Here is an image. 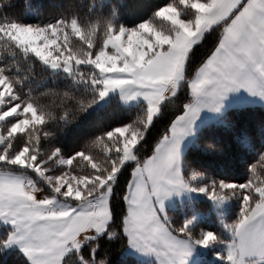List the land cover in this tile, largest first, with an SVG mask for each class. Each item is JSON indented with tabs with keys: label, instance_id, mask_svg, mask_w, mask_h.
Segmentation results:
<instances>
[{
	"label": "trees",
	"instance_id": "trees-1",
	"mask_svg": "<svg viewBox=\"0 0 264 264\" xmlns=\"http://www.w3.org/2000/svg\"><path fill=\"white\" fill-rule=\"evenodd\" d=\"M185 2L0 0V68L10 80L17 101L31 105L41 116L38 123L12 135L7 130L17 118H7L0 129V154L4 151L9 158L24 151V157L33 156L34 164L47 168V173L56 175L68 170L75 177L87 179L86 188L90 192L83 195L86 197L102 192L101 183L109 182V174L115 170L108 201L110 221L105 231L65 254L61 264H149L124 253L128 247L124 232L127 185L133 169L153 153L155 145L168 134L174 118L192 101L189 81L218 46L229 19L211 25L192 45L183 79L176 91L159 100L156 114L151 118L143 101L125 105L118 95L112 94L100 103L102 85L95 82L100 77L93 65L81 64L71 73L53 71L4 35L3 29L13 23L57 25L61 29L60 49L73 58L87 60L100 53L106 38L121 27L135 29L147 22L171 34L170 22L157 12L172 5L182 19L192 21L196 9L187 4L191 0ZM121 127L140 136L133 150L134 158L122 164L118 150L121 140L114 133ZM59 159L68 160V166L57 164ZM23 169L0 162L2 171ZM180 174L188 185L206 186L208 192L222 195L228 202L219 215L206 198L176 201L174 208L167 209V228L179 238L199 239L210 232L213 243L219 245L227 240L229 231L259 200V190L264 185V107H231L219 121L201 126L181 154ZM33 178L37 187L48 194L43 180ZM222 183L229 186L222 187ZM194 212L202 215L187 224ZM9 231L8 226L0 223V264H29L17 249H4ZM218 245L208 248L201 264H229L213 258L214 254L224 256Z\"/></svg>",
	"mask_w": 264,
	"mask_h": 264
},
{
	"label": "rangeland",
	"instance_id": "rangeland-1",
	"mask_svg": "<svg viewBox=\"0 0 264 264\" xmlns=\"http://www.w3.org/2000/svg\"><path fill=\"white\" fill-rule=\"evenodd\" d=\"M182 1L186 4L185 0ZM243 1L245 0L241 2ZM222 3L223 0H191L187 4L196 9V16L192 21L182 19L172 5L164 6L158 10L157 15L170 22L173 27L171 34L147 22L141 23L135 29L121 27L106 38L104 49L100 53L87 60L73 58L60 49L61 29L57 25L40 27L34 24L13 23L6 26L3 33L24 50L38 57L53 71L71 73L81 64L93 65L100 77L95 82L100 81L102 85L100 103L106 102L112 94L118 95L125 105L143 101L151 118L157 111V108L152 109V101L158 90L166 85L176 91L177 85L183 79L188 52L205 31L202 27L212 15H216V10H219L220 15L215 17L213 24L227 17L231 19L237 10L235 8L230 14L236 5L233 0L221 5ZM71 28L76 29L74 25ZM206 62L207 59L198 67L189 82L191 96L203 86L202 72ZM262 80L260 75L248 89H235L228 98L219 99L217 105L211 109L210 118H207L205 125L219 121V116L231 107H264ZM16 98L10 80L0 68V129L7 118L16 117L7 130L11 135L41 120L40 114L31 105L24 106ZM114 133L118 134L121 140L118 147L120 164L132 160L133 150L140 136L127 127L118 128ZM194 138L195 134L189 144ZM3 152L0 154V162L6 161L24 168L19 172L0 170V223L10 228L3 244L4 249H17L29 264H61L65 254L78 249L89 238L105 231L110 221L108 201L110 182L115 170L109 174V182L101 183L104 186L102 192L86 197L83 195L90 192L86 188L89 184L87 179L75 177L68 170L56 175L47 173V168L34 164L33 156L24 157V151L9 158H6V153ZM57 162L66 166L69 163L65 159H59ZM30 173L35 179L43 180L48 194L37 187ZM223 186L229 184L222 183ZM207 189L206 186L195 188L184 182V187L176 193L168 207L160 212L158 218L162 224L166 226L167 209L174 208L176 201L206 198L211 208L221 215L228 200L222 195L216 196L208 192ZM130 193L131 191L125 197L126 203L131 198ZM259 195V200L241 217L233 231H229L227 240L219 245L213 243V234L210 232H205L199 239L181 238V242L171 247L175 253L169 260L162 253V245L154 247L149 257L130 245L135 238L130 234L132 228L127 215L124 219V232L128 237V247L124 253L149 264H201V258L208 248L218 245L224 256L214 254L213 258L217 261L226 260L229 264H264V185L260 188ZM207 214L208 212L203 215ZM201 215L200 212H194L187 224L193 223ZM100 225H103L101 229ZM159 239L162 243L163 237L159 236ZM143 244L147 245L146 242ZM136 245L141 246L138 242Z\"/></svg>",
	"mask_w": 264,
	"mask_h": 264
},
{
	"label": "crops",
	"instance_id": "crops-1",
	"mask_svg": "<svg viewBox=\"0 0 264 264\" xmlns=\"http://www.w3.org/2000/svg\"><path fill=\"white\" fill-rule=\"evenodd\" d=\"M227 1L223 0L221 5ZM233 1L236 5L230 14L235 8L237 10L229 19L218 46L207 58L202 72L203 86L192 94V101L174 118L168 134L155 145L153 153L133 169L127 185L125 197L131 191L133 200L130 198L126 203V216L132 228L130 234L135 238L129 244L148 257L154 247L162 245V253L169 260L175 253L171 247L182 241L158 218L184 187L180 174L182 152L196 131L210 118L209 113L219 99L228 98L235 89H248L260 75L264 80V0ZM215 13L202 30L213 25L215 17L220 15L219 10ZM172 92L171 86H162L152 101V109H156L163 96ZM102 227L100 225L99 229ZM159 236L163 237L162 243Z\"/></svg>",
	"mask_w": 264,
	"mask_h": 264
}]
</instances>
